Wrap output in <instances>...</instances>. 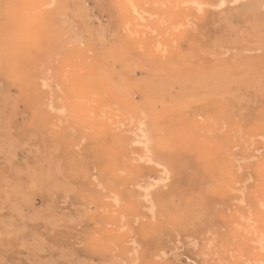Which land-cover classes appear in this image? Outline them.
<instances>
[{"label": "rangeland", "instance_id": "1", "mask_svg": "<svg viewBox=\"0 0 264 264\" xmlns=\"http://www.w3.org/2000/svg\"><path fill=\"white\" fill-rule=\"evenodd\" d=\"M263 60L264 0H0V264H264Z\"/></svg>", "mask_w": 264, "mask_h": 264}, {"label": "bare ground", "instance_id": "2", "mask_svg": "<svg viewBox=\"0 0 264 264\" xmlns=\"http://www.w3.org/2000/svg\"><path fill=\"white\" fill-rule=\"evenodd\" d=\"M234 3V2H233ZM222 4V3H221ZM128 7V6H127ZM217 7V6H216ZM135 10V9H134ZM160 47V46H159ZM157 52V51H156ZM150 53H152V52H150ZM153 54V53H152ZM154 55V54H153ZM263 56H261V58H262ZM263 59V58H262ZM264 61V60H263ZM66 62V61H65ZM63 63V62H62ZM64 64V63H63ZM62 68V67H61ZM74 77V76H73ZM66 80V79H65ZM229 104H231V103H229ZM229 104H227L228 106H225V107H223L224 108V110H226V108H229ZM238 105V104H237ZM237 105H235V107L237 106ZM233 106V105H232ZM234 107V106H233ZM239 107H240V105H239ZM235 109V108H234ZM233 108L231 109V111L232 110H234ZM230 111V112H231ZM229 112V113H230ZM239 113H240V111H239ZM234 115V114H233ZM140 129V128H139ZM141 130V129H140ZM140 132V131H139ZM143 134H142V136H140L141 138L140 139H137V140H135L134 142L138 145H140V144H143L144 145V147H146L147 149L146 150H150V143H151V139H150V136H148L146 133H144V132H142ZM138 135V134H137ZM138 137V136H137ZM139 138V137H138ZM147 152V151H146ZM153 162V161H152ZM165 172V174H167V168H165V170H164ZM165 178V177H164ZM147 191V190H146ZM9 194V193H8Z\"/></svg>", "mask_w": 264, "mask_h": 264}]
</instances>
